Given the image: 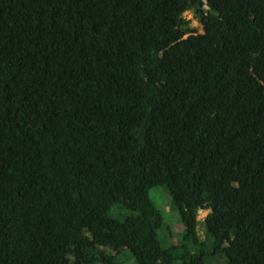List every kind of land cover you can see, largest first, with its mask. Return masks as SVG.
Returning <instances> with one entry per match:
<instances>
[{"label":"trees","instance_id":"trees-1","mask_svg":"<svg viewBox=\"0 0 264 264\" xmlns=\"http://www.w3.org/2000/svg\"><path fill=\"white\" fill-rule=\"evenodd\" d=\"M215 254L264 264V0H0V264Z\"/></svg>","mask_w":264,"mask_h":264},{"label":"rangeland","instance_id":"rangeland-1","mask_svg":"<svg viewBox=\"0 0 264 264\" xmlns=\"http://www.w3.org/2000/svg\"><path fill=\"white\" fill-rule=\"evenodd\" d=\"M183 16L189 20V26L195 29L197 32H202V24L198 17L195 16L192 10H187L183 13ZM149 196L154 202L156 208L160 211L163 217L162 227L159 230V239L162 245H167L170 243V238H165L164 234H172V242L175 243L176 239L181 236L182 232V222L180 220L179 211L177 206L173 203L168 191L164 186L158 185L153 186L149 189ZM208 209L200 210L197 219L199 220L197 232L200 237L205 238V227L203 225V220L208 213ZM128 213L126 210H122L121 215ZM131 258L130 253H126ZM120 261H124V256H120ZM220 254L211 255L207 258L208 264H220ZM132 262V258H131Z\"/></svg>","mask_w":264,"mask_h":264}]
</instances>
